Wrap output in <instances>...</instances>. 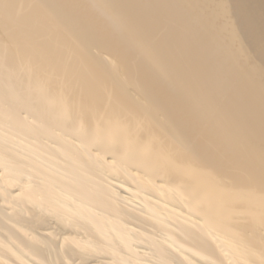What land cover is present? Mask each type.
<instances>
[{
    "label": "bare ground",
    "instance_id": "obj_1",
    "mask_svg": "<svg viewBox=\"0 0 264 264\" xmlns=\"http://www.w3.org/2000/svg\"><path fill=\"white\" fill-rule=\"evenodd\" d=\"M0 264H264V0H0Z\"/></svg>",
    "mask_w": 264,
    "mask_h": 264
}]
</instances>
